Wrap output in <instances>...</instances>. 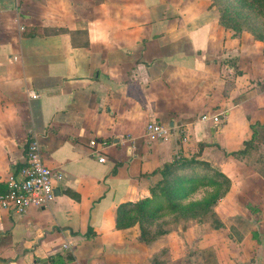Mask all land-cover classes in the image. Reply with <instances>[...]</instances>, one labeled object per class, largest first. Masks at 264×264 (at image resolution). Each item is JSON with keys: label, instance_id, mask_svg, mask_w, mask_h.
<instances>
[{"label": "crops", "instance_id": "0c3cea01", "mask_svg": "<svg viewBox=\"0 0 264 264\" xmlns=\"http://www.w3.org/2000/svg\"><path fill=\"white\" fill-rule=\"evenodd\" d=\"M149 121L170 138H149ZM256 124L264 43L224 28L210 0H0V194L31 139L63 175L46 207L0 206V264H264ZM180 154L229 177L225 196L201 218L162 216L151 242L116 228L118 204L148 196Z\"/></svg>", "mask_w": 264, "mask_h": 264}, {"label": "trees", "instance_id": "16d2710c", "mask_svg": "<svg viewBox=\"0 0 264 264\" xmlns=\"http://www.w3.org/2000/svg\"><path fill=\"white\" fill-rule=\"evenodd\" d=\"M219 10V23L233 31V35L247 31L264 43V31L256 27L245 9L264 12V0H210ZM254 133L264 131V125H252ZM245 141L244 149L234 154H244L252 145ZM161 177L149 187V195L136 201H125L116 208L115 225L118 229L139 226L140 237L151 242L164 231L157 221L162 216L172 219L198 217L211 211L216 203L228 192L231 185L219 168L195 155L176 156L158 169ZM200 188L205 193L201 198L193 199Z\"/></svg>", "mask_w": 264, "mask_h": 264}, {"label": "built area", "instance_id": "2783aa9c", "mask_svg": "<svg viewBox=\"0 0 264 264\" xmlns=\"http://www.w3.org/2000/svg\"><path fill=\"white\" fill-rule=\"evenodd\" d=\"M36 96V94H34ZM201 120L211 119L213 122L223 124L227 119L225 112L206 114ZM171 128L156 121L146 124V135L154 140L167 141L171 136ZM92 153L99 161H104L102 155L103 143L95 139L90 141ZM63 179L61 172L51 169L42 160L41 149L36 139L27 143L24 164L18 173L10 175L7 179V190L0 194V206L11 209L18 214L25 213L30 207H46L55 197V184ZM63 247H68L64 244Z\"/></svg>", "mask_w": 264, "mask_h": 264}, {"label": "rangeland", "instance_id": "374dc122", "mask_svg": "<svg viewBox=\"0 0 264 264\" xmlns=\"http://www.w3.org/2000/svg\"><path fill=\"white\" fill-rule=\"evenodd\" d=\"M211 6H214L215 10L218 11L219 13V10L215 5H211ZM245 12L250 14L253 24L264 31V12L260 13L253 9H245Z\"/></svg>", "mask_w": 264, "mask_h": 264}]
</instances>
